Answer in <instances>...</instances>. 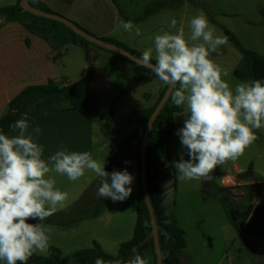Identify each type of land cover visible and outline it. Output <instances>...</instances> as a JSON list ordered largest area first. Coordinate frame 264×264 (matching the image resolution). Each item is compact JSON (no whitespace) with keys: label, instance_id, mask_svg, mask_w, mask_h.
I'll list each match as a JSON object with an SVG mask.
<instances>
[{"label":"rangeland","instance_id":"1","mask_svg":"<svg viewBox=\"0 0 264 264\" xmlns=\"http://www.w3.org/2000/svg\"><path fill=\"white\" fill-rule=\"evenodd\" d=\"M147 1L152 0H133L131 11L143 9ZM194 1L203 3L205 7ZM187 2L176 3L173 10L165 9L148 28L153 33L158 32L159 44L169 57L168 63L176 67L177 71L185 70L184 92L181 95L183 107L188 112L210 107L220 129L250 120L255 111L247 112L243 108L252 98L253 85L251 81L241 80L233 74V68L241 60V53L237 47L225 41V28L232 31L243 46L264 55V13L261 11L264 0ZM118 4L121 8L125 7L124 0H118ZM184 12L185 22L180 23ZM172 13L171 23L167 26ZM120 24H123L121 19ZM134 28L143 30L141 26ZM150 35L132 37L135 38L134 43L149 46ZM75 46L70 48L80 52V55L73 49L65 51V47L55 50L58 63L65 64V73L73 77L81 70V64L86 66L81 47ZM92 47L100 52H109L97 46ZM154 51L157 54L155 59L168 67V60L161 55L162 51ZM109 54L121 61L119 72L126 68L124 65L131 67V63L123 58ZM131 74L134 75L132 71ZM122 76L113 79V82L100 81L93 86L98 93L97 109L93 112V162L99 171L94 180H86L85 188L80 191L78 198L73 199V193L83 187L81 181L85 178H82L83 171L75 167L38 169L22 176H12L10 171L0 175V243L8 238L22 236L38 255H46L52 245L58 247L63 256H69L65 264H80L79 258L72 257V253L90 247L93 239L100 243L103 250L116 253L119 243L133 236L135 205L139 194L138 160L133 149L129 147L126 150L124 178L114 189L108 188L103 192L104 186L96 181L103 166L113 157L116 158L115 166H123L119 145L122 138L130 135L134 129V124L127 117L131 112L154 103L157 98L155 85L160 80L155 78L142 83L114 100L126 83ZM183 125L182 114L175 113L170 138V151L175 162V190L168 188L164 199L167 212L172 211L176 215L185 231L186 247L181 253V260L186 264H264V238L244 239L229 221L218 197H212L215 186L209 182L204 171L202 154L196 157L187 151ZM13 182L18 184L14 191V187L9 189ZM233 186L225 193L232 203H238L242 200L244 189L237 184ZM253 194L252 197L255 196ZM3 196L25 199L27 202L6 200L8 198ZM84 196L85 207L69 212V206ZM107 196H110L109 202L95 217L66 225L38 220H66L73 215H83ZM139 264H154L148 249L141 251Z\"/></svg>","mask_w":264,"mask_h":264},{"label":"trees","instance_id":"2","mask_svg":"<svg viewBox=\"0 0 264 264\" xmlns=\"http://www.w3.org/2000/svg\"><path fill=\"white\" fill-rule=\"evenodd\" d=\"M182 1L152 0L144 5L139 14L132 16L120 7L118 0H113L119 14L125 20L133 22L145 20L169 3L176 4ZM28 2L40 10L56 13L42 0H28ZM194 3L205 7L201 2L194 1ZM261 11L264 13V8ZM211 19L213 18L211 17ZM5 21L20 23L30 33L39 36L49 43L53 50L66 47L69 44L78 45L83 49L86 69L80 78L73 81L59 83L49 78L43 83L26 85L8 102L0 115V175L3 173L6 164L8 136L15 129L22 113L33 107H41L49 103L59 104L67 100L69 108L78 110L89 120L92 118V114L97 108L96 96L91 91V84L96 76L92 46L109 51V53H113L131 63V70L134 75L115 96L114 100L133 91L142 83L155 78L161 80L159 93L154 103L139 111L131 112L127 117L128 121L134 124V129L130 135L122 138L119 145L123 166H115L114 160L116 158L114 159L113 157L103 166L98 177V182L96 181L100 186L101 184L104 186V192L108 188L114 189L123 180L126 167V150L130 147V143L135 140L138 160L139 194L135 205L136 218L133 236L126 241H121L116 253H109L103 250L100 243L95 239L92 240L90 247L72 253V257L79 258L80 264H139L141 251L145 248L152 254L154 264H157L152 237L151 217L140 185L139 147L146 123L157 102L165 92L169 84L168 79L163 73L155 69L135 62L114 50L105 48L82 37L70 26L57 19L31 12L21 5V0L0 6V25ZM71 21L88 33L98 36L77 22ZM98 37L127 49L137 57L155 63L167 70L174 77L173 89L155 116L147 135L145 145L146 186L155 213L162 263L186 264L181 260V253L186 247L184 229L179 225L176 215L172 211L167 212V207L164 203L167 189L173 188L175 190V162L170 151L173 118L175 113L182 114L184 119L182 133L187 145V151L191 156L196 157L214 147L218 138L217 122L208 107H201L190 112L184 111L181 101L184 83L176 72L155 58L128 46L124 41L108 36ZM225 41L237 47L241 53V60L233 70L234 75L241 80L251 81L253 85L252 98L244 106L243 110L251 111L257 109L264 100V55L243 46L238 37L227 28H225ZM251 132L257 140L262 138L253 125H251ZM201 163L203 165L202 161ZM119 168L122 170L119 171ZM209 182L215 186L212 197H218L226 210L229 221L240 231L241 236L244 239L251 237L264 238V185L262 183L237 184L239 187H243L244 193L241 196L242 200L238 203H232L225 191L235 186L221 185L213 178H209ZM253 192L258 196L255 202L252 201ZM109 197L107 196L99 200L90 211L83 215H73L66 220H57L56 218H42L38 220L66 225L80 221L83 218L95 217L109 202ZM85 203L86 197L84 196L81 200L72 203L68 211L72 213L76 212L85 207ZM68 258L69 256L61 254L58 247L52 245L49 246V251L46 255H38L30 249L27 241L22 236L8 238L0 243L1 264H65Z\"/></svg>","mask_w":264,"mask_h":264},{"label":"crops","instance_id":"3","mask_svg":"<svg viewBox=\"0 0 264 264\" xmlns=\"http://www.w3.org/2000/svg\"><path fill=\"white\" fill-rule=\"evenodd\" d=\"M16 1L0 0V6ZM42 1L56 13L77 22L98 36H108L124 41L127 45L153 58H157L154 49H159L162 51L161 55L166 60L169 59L164 48L159 44L158 32L153 33L148 28L152 27L160 13L165 9L173 10L178 3H169L145 20L133 22L125 20L119 14L113 0ZM132 1L129 0L127 3L128 0H124L126 8L122 9L129 15L139 14L142 9L131 11ZM182 2L188 3L187 0ZM172 17L173 13L168 17L167 26L171 23ZM120 19L123 24H120ZM181 22H185V12ZM133 26H141L143 30L132 29ZM149 33H151L148 41L149 46H140L134 43L133 40L136 37ZM70 47L76 46L69 44L65 47V51L74 50ZM146 49L147 51H144ZM74 51L80 55V52ZM92 53L96 77L91 84V91L98 101L97 89L93 87L95 83L113 82V79H117L121 74L127 83L133 76L131 67L126 65H124L125 69L120 70V74L121 61L114 58L109 52H100L92 48ZM82 56L84 57V52ZM57 58L58 53L52 49L49 43L30 33L20 23L16 21L2 22L0 25V115L8 102L26 85L43 83L49 78L64 83L76 80L85 73L86 66L81 64V70L75 77L67 75L65 64L58 63ZM63 58L66 59V56ZM168 62L169 60L166 65L176 72L184 83L185 70L177 71L176 67L174 68ZM160 86L161 80L155 85L157 96ZM210 110L212 112L211 108ZM254 111L255 114L251 115L250 120L241 121L234 127L220 129L217 125L218 138L214 147L202 153V161L208 178L215 179L221 185L227 184L224 181L225 176L232 178L238 185L249 183L264 185V100ZM94 124L93 114L89 120L78 110L69 108L67 100L59 104L49 103L29 109L20 115L15 129L8 136L5 171L2 174L10 171L12 176H22L38 169H49L56 166L75 167L83 171L82 178H85L84 181H81L83 187L77 188L73 193V199L78 198L81 194L80 191L85 188L86 180H94L99 171V167L93 162ZM250 124L262 136L260 140L253 136ZM130 147L136 153L135 140L130 143ZM17 186L18 184L13 182V186L9 189L12 190L14 187V191ZM3 198L8 197L3 196ZM252 198L255 202L258 196L255 194ZM6 200L27 202L24 201L25 199L18 198ZM108 252L113 253L114 251ZM181 259L183 258L181 257Z\"/></svg>","mask_w":264,"mask_h":264},{"label":"water","instance_id":"4","mask_svg":"<svg viewBox=\"0 0 264 264\" xmlns=\"http://www.w3.org/2000/svg\"><path fill=\"white\" fill-rule=\"evenodd\" d=\"M21 5L25 8H27L28 10H30L31 12L35 13V14H39L42 16H46L49 18H54L57 19L65 24H67L68 26H70L74 31H76L77 33H79L82 37L98 44L101 45L105 48H108L110 50H114L128 58H130L131 60L138 62L140 64H143L145 66H148L152 69H155L161 73H163L165 75V77L168 79L169 84L165 90V92L163 93L162 97L160 98V100L157 102L155 108L153 109L147 123L144 129V132L142 134L141 137V141H140V147H139V156H140V185L142 188V193L144 195V198L146 200L147 206H148V210L150 213V217H151V222H152V237L154 240V249H155V253H156V263L157 264H163L162 263V255H161V250H160V246H159V238H158V231H157V225H156V218H155V213L153 210V206L151 204L150 201V197L147 191V186H146V157H145V145H146V139H147V135L149 132V129L151 127V124L155 118V116L157 115V113L159 112V110L161 109L162 105L164 104V102L166 101L168 95L170 94L171 90L173 89L174 86V77L164 68L156 65L155 63L137 57L136 55H134L133 53L129 52L127 49L122 48L118 45H115L111 42H107L102 40L101 38H99L98 36H94L90 33H88L87 31L81 29L79 26H77L74 22H72L70 19H68L67 17L58 14V13H52V12H47V11H43L40 10L36 7H33L32 5L29 4L28 0H21Z\"/></svg>","mask_w":264,"mask_h":264},{"label":"built area","instance_id":"5","mask_svg":"<svg viewBox=\"0 0 264 264\" xmlns=\"http://www.w3.org/2000/svg\"><path fill=\"white\" fill-rule=\"evenodd\" d=\"M224 181L227 183V185H236L235 181L232 178H230L229 176H227V177L225 176Z\"/></svg>","mask_w":264,"mask_h":264}]
</instances>
